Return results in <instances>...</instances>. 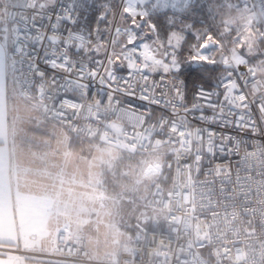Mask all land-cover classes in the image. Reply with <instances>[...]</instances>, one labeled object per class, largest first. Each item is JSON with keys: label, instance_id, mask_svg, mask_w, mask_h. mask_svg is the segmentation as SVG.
<instances>
[{"label": "built area", "instance_id": "obj_1", "mask_svg": "<svg viewBox=\"0 0 264 264\" xmlns=\"http://www.w3.org/2000/svg\"><path fill=\"white\" fill-rule=\"evenodd\" d=\"M197 3L202 7L196 18L199 28H195L216 35L217 46L209 54L221 68L219 75L230 71L236 74L232 81L239 77V88L229 93L234 111L245 114L239 128L201 121L196 118L200 111L186 113L171 88V78L167 87L160 84L157 73L163 72V65L147 49L135 54L139 63H134L131 77L126 66L117 70L118 76L130 80L128 84L107 79L102 83L100 78L80 81L73 74L72 87L61 89L67 73L57 70L56 81L52 70L44 78L34 75L59 5L56 0L50 4L24 0L10 6V55L19 95L35 101L44 120L58 124L74 139L100 140L132 152L163 156L171 175L168 178L166 173L154 183L145 202L146 208L165 213L161 226L149 228L136 217L131 245L118 253H94L82 231L61 228L46 246L36 244L38 236L30 234L25 243L0 244V255L68 264H264V114L256 107L264 104V58L251 61L225 47L206 0ZM253 3L264 26V0ZM110 40L107 31L109 51ZM81 58L73 53V59ZM96 58L105 59L103 54ZM145 66L150 73L147 79L139 73ZM216 83L195 82L190 89L186 84V105L191 108L198 102L203 114L212 116L208 100L195 99V89L203 85L205 92H211ZM229 88H234L232 82ZM223 91L219 101L224 99ZM210 100L218 111L217 97ZM244 104L252 107V119L247 118ZM223 117L234 119L228 105ZM207 128L216 134L209 135Z\"/></svg>", "mask_w": 264, "mask_h": 264}, {"label": "rangeland", "instance_id": "obj_2", "mask_svg": "<svg viewBox=\"0 0 264 264\" xmlns=\"http://www.w3.org/2000/svg\"><path fill=\"white\" fill-rule=\"evenodd\" d=\"M23 1L0 0V4L10 10L12 4ZM206 4L208 9L212 5L217 36L225 47L248 57L260 53L264 26L253 0H206ZM198 16L199 10L187 22L194 23ZM105 33L99 31L101 43H106ZM194 43L193 38L188 46ZM30 106L39 109L36 104ZM41 117L40 121L21 118L16 170L19 200L42 211L46 227L36 231L43 246L56 230L66 228L82 231L94 253H118L131 245L136 217L149 228L161 226L165 213L146 208L145 202L154 183L166 174L163 156L132 152L100 140L74 139ZM134 154L140 155L132 159Z\"/></svg>", "mask_w": 264, "mask_h": 264}, {"label": "snow or ice", "instance_id": "obj_3", "mask_svg": "<svg viewBox=\"0 0 264 264\" xmlns=\"http://www.w3.org/2000/svg\"><path fill=\"white\" fill-rule=\"evenodd\" d=\"M56 3L59 5V10L55 13L52 34L44 38L47 44L42 45L43 56L40 57V64H37L34 69V75L44 78L48 76L49 70H52L54 73L52 79L56 81L57 70L67 73L59 85L61 89L72 87L73 74L80 81L85 78L90 80L100 78L102 83L107 79L113 83L123 81L124 84H128L130 80H126L124 76H118L117 70L126 66L129 70L128 75L131 77L134 63H139L135 54L138 49L139 51L147 49L149 56L154 55L156 63L163 65V72L157 73L161 77L160 84L167 87L171 78V88L186 113L194 115L200 111L202 114L196 117L197 119L207 121L209 124L218 122L221 128L233 124L239 128L245 120V114L236 113L229 99V93L235 92L240 86L239 77L232 81V77L236 74L230 71L225 75L214 77L217 83L213 91L205 92L203 85L195 89V99L208 100V106L213 110L212 116L204 115L203 108L198 102L193 103L191 108L185 103L186 81L180 78L185 64L200 63L204 65L201 71L205 74L217 72L216 60L209 55V49L217 46L216 35L207 29L194 31V23L187 22L202 7L197 0H100L99 3L96 0H56ZM211 8L212 5H209L210 11ZM89 11L97 14V25L102 21L107 22V31L111 34V51L108 49V43H101L98 27L93 29L86 23L88 16L83 15V20L81 19L82 13H89ZM161 15L165 18L167 27L159 22ZM113 25H115L114 31ZM61 26L64 28L62 33H60ZM189 33L195 39V43L188 46L185 56V45L188 43L187 34ZM56 34H59V38ZM93 36L95 41L92 39ZM129 45L131 47H128ZM73 53L82 58L73 59ZM100 54H103L105 59H97L96 56ZM101 68L104 70L103 73ZM139 73L145 79L150 76L146 66L140 68ZM230 82L234 84L232 89L229 88ZM221 88L224 89L223 101H219ZM212 96L217 97L218 111L217 104L210 100ZM141 98L148 99L144 93ZM240 99L244 100L242 94ZM152 102L160 103L158 100ZM225 105L229 106V111L234 117L231 121L223 117ZM242 106L248 110L247 118L252 119L250 115L252 107L247 104ZM256 107L264 114V104H258ZM220 121L223 122L220 123ZM206 131L209 135L216 134L209 128ZM223 135L230 138V135Z\"/></svg>", "mask_w": 264, "mask_h": 264}, {"label": "crops", "instance_id": "obj_4", "mask_svg": "<svg viewBox=\"0 0 264 264\" xmlns=\"http://www.w3.org/2000/svg\"><path fill=\"white\" fill-rule=\"evenodd\" d=\"M41 2L45 3L43 0ZM5 6L0 4V244H16L25 243L30 234L37 235L36 230L46 227L41 209L19 200L16 170L18 132L24 125L21 118L34 117L36 121L42 114L40 109L37 111L30 106L35 105V101L19 95L10 55L9 10ZM36 244H43L39 236ZM0 264L43 263L0 255Z\"/></svg>", "mask_w": 264, "mask_h": 264}, {"label": "trees", "instance_id": "obj_5", "mask_svg": "<svg viewBox=\"0 0 264 264\" xmlns=\"http://www.w3.org/2000/svg\"><path fill=\"white\" fill-rule=\"evenodd\" d=\"M96 2L99 3L100 0H96ZM83 15H87L88 16V19H87L86 23L90 24L93 29L98 27L99 31L107 33V28H108L107 22L106 21H102V22H99V24L97 25V22H96V15L97 14H93L91 11H89V13H82V17H81L82 20H83ZM194 20H195L194 21L195 27L199 28L198 21L196 19H194ZM159 22L161 23V25L166 24L165 23L166 21H165V19H164V17L162 15L159 16ZM165 27H166V25H165ZM200 30H205V29L204 28H200ZM106 33L103 34L105 39L107 37ZM187 39H188V43L185 45V56L187 55L188 44L193 39V37L190 36V35H187ZM259 49H260L259 50L260 53H257L256 55H254L252 57H249V59L251 61H255V60H257V58L258 59L264 58V35L260 39ZM242 53L245 54V52H242ZM246 56H248V55H246ZM203 67H204V65H202V64L198 65V66L185 64L183 66L182 75L181 76L186 81L188 89H190L195 82H201L205 86L212 85L213 81L215 80L214 77L218 76L219 73L221 72V68L217 65V72H215V73H206L205 74V73H203L201 71V69ZM138 155H140V154H137L136 156L134 154L132 156V159H134V158L136 159L137 157H139ZM165 172L168 174V178H169L170 175H171V171L165 169ZM109 184L111 185V187H113L111 182H109ZM150 187H152V185H150Z\"/></svg>", "mask_w": 264, "mask_h": 264}]
</instances>
